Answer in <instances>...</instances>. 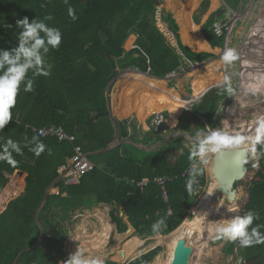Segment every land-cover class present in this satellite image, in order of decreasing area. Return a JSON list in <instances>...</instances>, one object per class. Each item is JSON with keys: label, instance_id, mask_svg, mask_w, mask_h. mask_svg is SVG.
Masks as SVG:
<instances>
[{"label": "trees", "instance_id": "trees-1", "mask_svg": "<svg viewBox=\"0 0 264 264\" xmlns=\"http://www.w3.org/2000/svg\"><path fill=\"white\" fill-rule=\"evenodd\" d=\"M211 4V0H202L192 18L196 26H201L211 47L217 49L220 42L224 43L225 32L219 35L218 43L208 28L220 23L226 12L218 9L202 24ZM69 5L75 9L76 20L69 17ZM156 9L157 0H69L68 4L64 0H0V48L17 45L16 21L24 17L31 22L36 17L51 15L46 23L62 33L59 48L50 49L46 56L47 63L52 65L51 74L33 76L29 71L28 77L34 79L33 91L24 92L21 85L11 110L13 119L0 131V138L22 144L25 137L30 140L38 136L51 150V154L46 149L36 157L24 147L22 155L13 153L15 165L0 161V193L10 179L8 175L18 169L27 174L23 191L0 213V264H63L69 258L65 250L69 237L66 220L71 213L82 212L81 208L92 210L98 204L110 206L109 216L118 233L132 228L133 235L145 239L143 247H150L129 262L105 259V264H153L164 247H151V237L167 235L178 228L199 190L208 185L205 170L194 191L186 190L188 174L182 173L191 161L185 144L190 141L184 134L194 138L196 131L215 127L217 111L227 95L224 85L208 86L211 88L191 105L189 115L195 116L196 123L181 116L175 127L168 128L166 113L165 123L158 131L152 128L140 136L129 133L127 120L108 114L106 91L118 73L117 67L136 68L155 81H163L187 60L199 63L213 56L212 52H196L183 44L181 25L173 13L163 19L179 37L178 46L168 42L153 22ZM130 36L135 37V47L127 51L125 44ZM167 81L172 84L174 79ZM49 125H62L75 134L76 144L94 163V168L84 173L78 184L68 185L58 179V168L73 154L74 145L42 137L32 129ZM117 136L120 143L110 146ZM3 142L0 140V144ZM180 150L174 163L171 154ZM261 151L264 149L257 146V153ZM257 156L259 169L248 187L242 214L257 211L259 219L254 226L264 225V156ZM155 176L169 178L168 200L153 180ZM145 177L150 181L144 188L130 183ZM52 184L59 187V194L48 193ZM169 210L171 215H167ZM161 217L167 226L159 234L153 233L151 226ZM224 253L236 257L240 264H264V244L259 245L257 256L247 259L245 248L228 240Z\"/></svg>", "mask_w": 264, "mask_h": 264}, {"label": "rangeland", "instance_id": "rangeland-1", "mask_svg": "<svg viewBox=\"0 0 264 264\" xmlns=\"http://www.w3.org/2000/svg\"><path fill=\"white\" fill-rule=\"evenodd\" d=\"M201 1L202 0H157V9L152 16V19L158 30L167 38V41L173 46H178L179 37L167 28V23L163 19L164 16L173 13L181 25L180 37L183 44L191 46L196 52H212L213 56L209 60L199 63H193L187 60L184 62V65L174 73L169 74L166 80L163 81H155L148 77L147 73H143L136 68L130 67L127 69H121L117 67L116 70L118 73L107 87L106 95L108 101L111 103L112 108L115 103L119 111L120 108L124 107V103L127 101L126 98H128L126 97L127 86L141 84L140 86L145 87L147 93L156 95L155 99L152 100L149 109H158V111H162L164 115L167 113L169 123L175 127L179 117H190L189 113H191V105L193 103H188L186 101L200 97L202 93L209 88L208 86L222 87L224 85L223 77L227 73L230 76V83L234 89V95L231 97L226 95L224 101L220 104L214 128H222L233 134L240 133L245 136H254L256 127L251 128L245 126L243 128L236 127L226 130L228 126H233V122L228 124L225 123V121L227 119V111L231 107L235 108V112L240 110L239 107H236L237 104H234L237 102V95L241 90L243 80L247 85H257L260 89L263 87V80H261V82L256 81L253 83L250 82L245 75L253 60V55L248 50L257 47H262L263 50L256 53L257 56L255 63L259 65L260 73L264 71V41L261 40V37L249 35L253 28L255 29L257 27V23L259 21L261 22V20L258 19V16L261 15V11L263 10L264 0H211L212 4L210 10L208 15L203 19L202 24H205L208 17L218 9H222L226 12V15L220 20V23H215L208 28V32L216 38L218 43L220 42L218 41L219 35L225 32L224 43L220 42L217 49L211 47L210 42L202 32L201 26H196L193 21V12L199 7ZM160 23H163L164 29L160 28ZM217 26H219V34H217ZM134 41L135 37L130 36L125 44L127 51L135 47ZM227 48H235L237 51L239 50L238 53L240 54L239 60L230 66H225L221 59L223 51ZM256 74L258 77L259 72ZM167 79H174V82L170 84ZM168 84L170 86H168ZM190 84L192 86V91L190 90ZM257 99L263 101L258 112L264 114V98L259 96ZM159 100L165 103L160 105V103H158ZM160 107L163 110H161ZM249 109V106L245 107L246 111ZM149 112L150 111L148 110V113ZM252 112L253 111L251 110L250 118L253 115ZM190 119L196 123V120H194L195 116L190 117ZM184 135L189 139L190 143L193 141V137H191L189 133ZM115 144H118L117 139L114 140L110 146H115ZM185 144L188 145L189 143ZM179 154L180 152H172V160L177 159ZM257 159L258 156H252V159L250 160V172L248 177L245 178L241 184L240 201H233V204H237L238 209L227 211L225 219L220 222V225H226L235 216H242L244 209L243 206L248 200V187L255 179L259 169V166L256 165ZM205 170L207 172L206 177L208 185L199 190L186 218L178 228H183L182 226L186 221L195 222V224L202 221L203 226H206L211 222V219L202 211V203L206 200V197H208L212 190V178H210L209 174L212 172L211 159L209 164L205 166ZM24 184L25 175L19 178L18 175L14 173L10 177L7 185L0 193V213L5 209L6 205L12 198L18 196L23 191ZM6 190H10L11 193L4 194ZM81 209L82 212L77 210L74 213H71L70 217L66 220L68 223L69 237L65 241V250L68 253V256L74 253L79 245L88 256H100L108 260L123 263L131 261L150 248L143 247L145 239L133 235V229L123 234L118 233L114 222V228L109 233L108 238L104 240L106 226L103 222H105L107 218L111 220L109 216L110 206L98 204L94 205L92 210ZM96 210L101 211L103 214L106 213L107 216L97 215L98 213ZM174 231L169 234H172ZM159 236L161 235L159 234L151 237L154 241L151 247L157 245H162L164 247L163 251L157 256L153 264H169L172 257L170 255V248L169 246H166V244L159 243ZM227 242L228 240L225 239H216L215 233L207 238L206 244L203 240L197 239L196 242L194 240L197 247V255L194 262H196V264H240L236 257L233 255L226 256L224 253V247Z\"/></svg>", "mask_w": 264, "mask_h": 264}, {"label": "clouds", "instance_id": "clouds-1", "mask_svg": "<svg viewBox=\"0 0 264 264\" xmlns=\"http://www.w3.org/2000/svg\"><path fill=\"white\" fill-rule=\"evenodd\" d=\"M64 3L68 4L69 0H64ZM68 14L72 20L77 19L75 9L70 5ZM51 19V15L42 19L36 17L31 22L27 17L18 19L16 21L19 29L16 36L17 45L11 49L0 48V131L13 119L11 110L16 105V97L21 90V85L23 84L24 92L33 91L34 79L28 77L29 71L33 73V76L51 74L52 65L47 63L46 56L50 49L59 48L62 40L60 29L46 23ZM217 34H219V26H217ZM239 58L240 54L235 48L225 49L221 57L225 66L234 64ZM223 84L227 95L230 97L234 95L230 76L227 73L223 77ZM247 91L245 90V94ZM0 140H4L0 144V161H5L10 165L17 163L13 153L22 155L24 147H27L36 157L47 149L38 136H33L30 140L25 137L23 144L11 138H0ZM257 146L264 149V119L257 120L254 136L233 134L222 128L205 127L196 131L193 141L187 145L191 166L185 184L186 190L190 193L194 191V186L198 184V177L204 174L205 166L209 164L213 154L222 155L227 150L240 152L245 156L248 154L254 157L264 156V151L257 153ZM47 151L51 154L50 149ZM167 215H171V210ZM257 219H259V213L248 210L242 216L233 217L226 225H218L215 228V237L238 242L244 248L264 244V232L261 231L264 225L254 226V221ZM166 226L165 219L161 217L152 224L151 230L159 234ZM63 264H105V258L88 256L78 245L77 250L70 254Z\"/></svg>", "mask_w": 264, "mask_h": 264}, {"label": "bare ground", "instance_id": "bare-ground-1", "mask_svg": "<svg viewBox=\"0 0 264 264\" xmlns=\"http://www.w3.org/2000/svg\"><path fill=\"white\" fill-rule=\"evenodd\" d=\"M262 12H264V7H263ZM258 19L261 20V22L259 21L256 25L257 27L255 26L256 28H258V29H256V32L263 37L264 36V25H261V24L264 23L263 22L264 21V14L260 15L258 17ZM160 24H163V23H160ZM259 30H261V31H259ZM240 49H242V48H240ZM260 50H263V48L257 47V48H254L252 50H248L250 53H252L253 60L250 64L249 70L246 73L245 77L246 78L248 77L247 79L253 83L256 81L261 82V80L264 81V71L262 73H260L261 71L259 69V65H257L255 63L256 62L255 59L257 56L256 53H258V51L260 52ZM257 72H259L258 77L256 74ZM245 90H248L247 94H245ZM259 96L264 98V83H263L262 89H260V87H258L257 85L245 84L244 80H243V83L241 85V90H240L239 94L237 95V100H236L237 102L234 104V105L237 104L236 107H239L240 110L238 112H235V110H234L235 108L231 107L230 108L231 110L229 109L227 111V119H226L225 123L229 124V123L233 122V126H228L226 128V130H229L231 128H236V127L237 128H243L245 126L255 128L257 120L264 119V114L258 112L259 108L263 104V101H261L260 99H257ZM246 106L250 107V109L248 111L245 110ZM251 110L253 111L252 112L253 115L250 118ZM230 165L231 164L228 161L225 164V169L229 168ZM231 174H233V172H230L229 176ZM145 178H147V177H145ZM215 187H216V181L214 178H212V190L209 193L211 195H208V197H206V200L202 203L203 204V206H202L203 213H205L211 219V222L209 224H207L206 226H203L202 221L198 222L197 224H195V222L186 221L184 223V225L182 226L183 228H178L172 234H168L166 236H162V235L159 236V243L166 244L167 246H169L171 256L173 254L174 245H175L178 237H180V236L193 237L195 242L197 239H200V240H203L206 244L207 238L210 235L215 233V228L221 224L220 222L222 220L225 219V215H226L227 211L238 209L237 204H235V203L234 204L230 203L229 206H227V205H219L218 206L216 201H215V197H216ZM6 193H11V191L6 190V192L4 194H6ZM96 211L98 213L97 215H103L105 217L107 216L106 213L103 214L101 211H98V210H96ZM103 223L106 226L105 237H104V240H105L108 238L109 233L114 228V225H113L114 223L111 220H109L108 218ZM194 264H196V262Z\"/></svg>", "mask_w": 264, "mask_h": 264}, {"label": "water", "instance_id": "water-1", "mask_svg": "<svg viewBox=\"0 0 264 264\" xmlns=\"http://www.w3.org/2000/svg\"><path fill=\"white\" fill-rule=\"evenodd\" d=\"M159 25L160 28L164 29L163 24H159ZM167 28L169 29L168 25ZM108 113H110V106ZM181 152L182 150H180V153ZM251 159H252L251 154L245 156L240 152L227 151V150L224 151L222 155H218V156L215 154L212 155L211 157L212 172L209 174H210V178H214L216 181L215 201L218 206L224 205L226 203L228 204L231 201H235V200L240 201L241 184L242 181L248 177V174L250 172L249 163ZM172 161L175 163L176 159H173ZM228 161L231 165L229 168L225 169V164ZM230 172H233V174L229 176ZM17 175L19 178L22 177L24 175V171L18 170ZM131 229L132 228H128L127 232L130 231ZM258 254H259L258 244L245 247V257L247 259L253 258ZM196 255H197V247L194 243L193 237L180 236L178 237L174 245L173 254L169 261V264H194Z\"/></svg>", "mask_w": 264, "mask_h": 264}, {"label": "built area", "instance_id": "built-area-1", "mask_svg": "<svg viewBox=\"0 0 264 264\" xmlns=\"http://www.w3.org/2000/svg\"><path fill=\"white\" fill-rule=\"evenodd\" d=\"M201 96L196 99L188 100L186 102L188 103L197 102L201 98ZM163 123H165L164 113L162 111L157 112L154 116L153 124L151 128H154L155 131H158L163 125ZM151 128L149 127L148 129L150 130ZM32 129L42 137H52L58 139L59 141H68L74 145L73 154L70 157H68L66 162L60 165V167L58 168V173H59L58 179L63 180L65 184L68 185L78 184L80 182V178L82 177V175L94 168V163L90 160L88 153H86L83 150L80 144H76L77 142L76 135L69 133L62 125L60 126L49 125L40 128L33 127ZM166 131L167 129L165 128L164 132ZM190 166L191 165H189V167L182 173V176H186L188 174V170ZM153 180L160 185L163 191L164 198L168 200L169 196L166 189V183L169 180V178L157 176ZM149 181L150 178H144L142 180L132 179L130 183L132 185H137L138 187L144 188ZM198 182H199V178H198ZM48 190L50 191L51 194L60 193L59 187L56 186L55 184H52Z\"/></svg>", "mask_w": 264, "mask_h": 264}, {"label": "crops", "instance_id": "crops-1", "mask_svg": "<svg viewBox=\"0 0 264 264\" xmlns=\"http://www.w3.org/2000/svg\"><path fill=\"white\" fill-rule=\"evenodd\" d=\"M140 85L141 84H136L133 86H131V85L127 86L126 97H128V98H126L127 101L124 103V107L120 108L119 111H118L115 103L113 104V108H112L111 103L108 101V103H109L108 106H110V113H108V114L112 118H117L120 120H127L129 133H138L141 136L143 132L149 131L148 128L152 127L155 114L157 112H161V111H158V109H153V108L149 109V106H151L152 100L155 99L156 95L151 94V93H147V91L145 90V87H142ZM132 94H133V96H132ZM202 96H203V94H202ZM158 103H160V105H162L165 102H162L161 100H159ZM148 110L150 111L149 113H148ZM161 110H163V109L161 108ZM166 124H167L168 128L173 127V125L171 123H169L168 120H167ZM116 139L118 140V144H119L120 140H119L118 136L115 138V140ZM118 144H115V145H118ZM18 170H16L14 173L17 174ZM12 175H8V176L11 177ZM24 175L26 177L27 174L24 172ZM155 177H157V176H155ZM162 177H165V176H162ZM24 186H25V184H24ZM48 193H50L49 190H48Z\"/></svg>", "mask_w": 264, "mask_h": 264}, {"label": "flooded vegetation", "instance_id": "flooded-vegetation-1", "mask_svg": "<svg viewBox=\"0 0 264 264\" xmlns=\"http://www.w3.org/2000/svg\"><path fill=\"white\" fill-rule=\"evenodd\" d=\"M262 14H264V12L261 11V15H262ZM259 16H260V15H259ZM259 16H258V17H259ZM263 22H264V21H263ZM263 24H264V23H262L261 25H263ZM249 35H253V36H256V37H261V40L264 41V36L262 37L261 35H259V34L256 32V28H255V29L253 28L252 32H251ZM230 203H233V201L230 202ZM224 205L229 206V203H228V204L226 203V204H224Z\"/></svg>", "mask_w": 264, "mask_h": 264}]
</instances>
